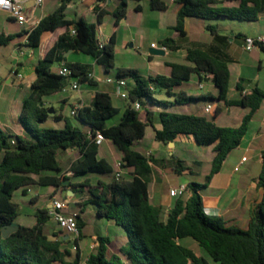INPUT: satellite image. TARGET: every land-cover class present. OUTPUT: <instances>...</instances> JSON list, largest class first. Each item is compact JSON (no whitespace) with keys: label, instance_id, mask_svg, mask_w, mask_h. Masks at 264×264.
I'll return each instance as SVG.
<instances>
[{"label":"trees","instance_id":"obj_1","mask_svg":"<svg viewBox=\"0 0 264 264\" xmlns=\"http://www.w3.org/2000/svg\"><path fill=\"white\" fill-rule=\"evenodd\" d=\"M60 7L43 17L32 31L23 30L19 35H27V46L37 49L42 36L57 33L59 36L36 65V81L32 84V94L24 101L20 124L23 135L7 132L0 123V264H80L82 255L79 241L84 237L87 222L77 215L79 238L75 240L76 253L73 260H67L69 251H63L65 237H52L47 230L51 219L47 209L38 210L36 224L26 227L17 224L19 205L14 201V193L19 189L28 192L32 186H56L72 188L75 192H86L88 199L81 202L83 208L96 207L97 216L122 226L127 234V249L119 253L111 250L112 239L99 237V244L88 257V264H209L207 257L183 246L180 241L191 238L218 264H264V198L253 211L246 229L229 225L222 217L209 216L204 211L202 189L206 188L217 174L229 154L239 147L247 134L255 113L264 104V89L254 87L250 93L239 99H229L231 72L227 62L201 49H188L186 63L167 62L169 75L144 76L138 69L118 68L117 79L132 80L128 89L129 103L116 124L108 122L119 116L121 110L113 104L108 92H96L89 106H82L76 115L89 126L85 132L62 114L54 111L56 121H64L62 129L44 128L50 117L45 107L44 97L63 92L72 79L81 84H97L89 75L93 66L82 63H67L72 75L64 77L52 70L55 63L64 61L67 51H75L93 57L107 73L116 67V37L113 35L103 49L99 47L98 29L108 11L96 6L98 24L85 18L69 20L65 11L72 0H60ZM100 3L107 0H98ZM119 5L113 13L115 24L127 17L128 6L133 3L137 12L142 11L143 0H117ZM239 1L237 8L220 6L219 0H175L180 6L176 25L173 29L181 37L186 36L185 22L188 18L212 20H238L256 22L264 13L263 0ZM152 10L166 11L163 0H151ZM207 30L216 33L215 25L209 23ZM72 29L75 33H72ZM15 34L0 33V49L7 47ZM161 45L170 51H178L182 44L166 38ZM264 52V46L260 47ZM193 76L200 81L208 80L218 89L216 97L196 96L182 87ZM238 90H242L238 86ZM157 94H165L172 100H160ZM139 102L140 110L133 104ZM194 102H223L228 107L249 109L238 127H223L213 119L195 113H181L169 110L156 111L154 106L164 105L175 108ZM217 109L214 117L219 115ZM159 125V127H158ZM147 127L155 133V140L165 145L174 143L179 136L191 137L203 147H213L215 156L212 167L203 184L192 182L186 187L190 192L176 197L171 210L166 214L163 206L155 205L150 198V182L154 161L141 153L135 146L145 138ZM97 133L115 144L120 151L122 169L129 176L112 181L93 180L91 174L116 176L115 165L100 156V146L95 143ZM77 150L80 158L69 169L70 177L63 173L58 152ZM173 171L177 175H194V169L185 161L172 155ZM86 177L81 183L72 180ZM69 181V186H63ZM258 187L264 190V152L262 170L258 177ZM27 188V189H26ZM17 224L19 229L5 238L3 229ZM65 236L67 233L60 229Z\"/></svg>","mask_w":264,"mask_h":264},{"label":"crops","instance_id":"obj_2","mask_svg":"<svg viewBox=\"0 0 264 264\" xmlns=\"http://www.w3.org/2000/svg\"><path fill=\"white\" fill-rule=\"evenodd\" d=\"M25 1H27L26 6L28 9L27 10L28 15L31 18H33V20L36 23H39L40 20L46 15L54 13L61 5L60 0H44L43 4L39 7H36L31 0H25ZM219 1L221 2L220 6H224L228 8H237L239 6V1H235V0H219ZM171 2L175 3V0H171ZM166 4L168 8L166 11H164L165 13H167L171 9V7H173V5L171 4L168 3ZM83 5H86L87 9H82L81 6ZM97 5H99L100 8L108 11L109 14L107 15H111V32L110 29H108V27L105 28V25L101 23L98 29V34L99 32H101L103 39L106 42H109L110 38L113 35H115L116 37L115 50H116L121 40H123L122 32L124 31V29L132 28L128 24L129 15L125 19L121 20L118 24H115L116 20L113 16V13L116 11L119 5L117 0H107L106 2L103 3H100L98 0H80V4L77 3V0H72L71 3L67 6L65 14L67 19L69 20L85 18L89 22L95 23L89 20L88 15L90 13H94L97 16L95 10ZM141 5L143 11V2L141 3ZM132 8L135 11L134 5L132 6ZM179 9H180L179 5H177V7H175L174 9V14L176 15V21H177V13ZM69 11L73 13L74 18H69L68 16ZM7 18L8 21H14L10 19L9 16H7ZM196 19L197 18H188L186 20L185 37H181L179 33L173 29L176 23L165 24L158 19H155L151 22L150 27L151 29L153 27L156 28V31L158 32V36H157L158 38L154 41H151L149 52H145V51L143 52L144 53L143 55L147 57L146 64L145 61L143 62L144 66L149 71L147 76L169 75L171 70L167 66V62L186 63L188 49L193 48V49H201L211 54L212 56L219 58L220 60H223L228 63L231 72L230 89L228 95L229 99L232 100L239 99L242 91H243L242 93L244 92L250 93L254 87H259L261 89H264V60L262 59L264 58V52H262L260 49H255L251 52H247L244 50V41L246 37L264 35V13L259 15V18L256 22L231 20L233 22V26L231 28L232 31L231 36H228V34H226L227 30L224 28V25L227 23L225 21L226 19H224V21L223 19L212 20V21L204 20L202 23H197L198 21H196ZM209 23L216 26L217 28L216 33H211L207 30L206 27ZM223 23L224 25H222ZM193 26H196L195 29L198 30L197 33L192 32ZM23 30H26V28H21V32ZM5 31L6 30H3L0 33H4L6 35L12 34ZM58 32L60 33L62 31H58ZM58 32L54 34L51 32L45 33L42 36L41 45L37 49L28 47L27 35H23L24 41L20 44V46L16 47L15 49L20 50L21 55H27L28 58L31 59L33 63H35V68H36V65L38 64L39 60L44 57L45 52L50 47H52V45L57 40L59 36ZM166 38H173L179 41L182 44L183 48L178 51H170L166 49L164 55L152 54L151 51L155 49L151 47V44L159 43L161 45V41ZM125 41H126V47H128L129 44L131 43L132 48H138L139 51L142 50V48L138 47L137 45L135 33H132L130 36H126ZM21 46L26 47L28 50L25 52L23 50V47ZM78 54H80V52H75L71 50L68 54L64 55V61L61 62L60 66L62 64H67V63L90 64L93 66V72L91 73L93 80L96 81L97 83L99 81L102 82L103 81L102 78H100L96 74L95 66L98 65L96 63V60L93 57H91L92 61L88 59L87 61L83 62V60L77 57ZM22 65H23L22 62H17L15 66H17V68L20 69ZM125 68L138 69L137 66H127ZM58 70L56 72H58ZM103 70L105 69L103 68ZM111 77L116 78L114 75H111ZM73 80H77V79H73ZM73 80H71L70 82H72ZM1 81L2 80H0V84ZM12 82H13L12 79H8V78L5 79V83L11 84ZM85 84L89 85L90 87L92 86L93 88L95 85H97V84H91L90 82H87ZM129 85L130 84L128 82V86ZM200 85H202V88L200 87ZM238 86L242 89L241 91L238 90ZM130 88L131 87H129V89ZM182 88L189 94L196 96L211 95L216 97L218 94V89L214 86V84L210 81V79L200 81L197 76H193L189 82L183 85ZM99 91L110 93V95L112 96L113 104L121 110L120 113L121 116L124 110L126 109V107L128 106L129 101L122 99L116 94L114 84H107L106 88H104L103 90H98L96 88L88 90L87 96H81L80 99L78 100V103L81 102L80 103L81 106H89L96 92ZM89 92H93L91 94L90 100H89V95H90ZM61 100L67 102L69 99L68 97H62ZM1 102H2V96L0 97V103ZM209 105H213V110L211 112H207V107ZM191 109L193 111L191 113H195V114L200 113L199 115H204L207 116L208 118L209 115H212L213 116L212 119L217 125H219L218 124L219 121L226 123L227 121L231 120V122L235 123L234 126L219 125L223 127H238L241 124L243 117L249 112V109H245L241 107H228L223 102L221 103L212 102L207 104L205 103V106L202 109H200V111H195L194 108ZM217 109L220 111V113L217 117H214ZM1 115L3 114L0 111V120H1ZM60 128L62 129V126H60ZM179 138L194 141V139L191 137L179 136L174 143H170L167 145V147L171 149V150L169 149V151H171L172 153L171 156L173 154L176 155L175 154L176 142ZM142 143L143 140L137 143L136 145L138 146ZM162 145L164 144L157 141L154 147L155 159H152L154 161V163H152L153 174L151 176L149 191H150V198L152 203H154L155 205L163 206L165 207L166 211H168V209L172 208V205L176 197H171L170 192H166L164 188L161 187L160 181H162L165 178L166 173L168 171L170 170L173 171L172 169L173 163L167 157L168 150L161 149ZM210 147L211 150L213 151V147L212 146ZM69 151L78 153V156L75 159V161L80 158V154L77 150H69ZM138 151L145 154L144 151L142 150H138ZM150 151L152 152V149ZM263 152H264V104L253 116L249 124V129L247 131V134L242 139L239 147L233 150L229 154L221 170L214 175L210 184L206 187L205 190L206 192L205 193L202 192L204 211L207 215L213 217H222L229 225L236 226L241 229H246L248 227L253 211L257 208V206L262 202L264 198V190L263 188L258 187V182H257L258 177L262 170ZM100 156L102 158H105L101 152V146H100ZM177 157L188 163L185 158H181L179 156ZM188 176H193V175H188ZM98 180H104V179L99 177L97 181ZM82 181L83 180H80L78 183H81ZM183 186H187V185H183ZM28 192H30V190H28ZM53 194L54 192L50 193L47 196V197H51L49 198L50 200L48 202V207H47L48 211H50L52 207L51 205L52 199L53 198L58 199V197L57 196L55 197V195ZM189 196H190V192L187 191L184 194V197L188 198ZM39 198H41V194L40 195L36 194V196L33 198V201H38ZM87 199L88 197L85 200ZM74 214L78 215V212ZM52 223H56V222L51 218L47 222V226H49ZM109 223L112 224L114 222H109ZM58 228L61 229L59 226ZM106 237H110V236H106ZM94 238H97V234L88 237L84 232V237L80 240V244H79V250L81 252L82 258H88L90 254L94 251L95 248H93L94 244L92 243V240ZM65 240H70L68 235L65 236ZM112 242H113L111 247L112 252L118 253L120 248L115 247L113 239ZM180 243L182 244V240L180 241ZM186 247L194 250L191 246H186ZM124 262L125 264H129L126 260H124Z\"/></svg>","mask_w":264,"mask_h":264},{"label":"rangeland","instance_id":"obj_3","mask_svg":"<svg viewBox=\"0 0 264 264\" xmlns=\"http://www.w3.org/2000/svg\"><path fill=\"white\" fill-rule=\"evenodd\" d=\"M168 4L173 5L171 9L165 13L164 11L160 10H152L150 7V0H143V11L137 12L134 11L132 6L133 3H130L127 16H128V24L132 28H125L122 32V38L119 46L116 49V67L107 73L103 70V67L100 65H96V74L100 78H102V82L99 81L94 88L87 84H82L81 90L73 91L68 89L67 92H61L55 95L44 97L45 107L49 108V119L44 123L41 124L44 128H55L61 129L64 127V121H56L52 116H54V111L57 114H62L65 118H68L73 125L79 127L81 130L88 132L89 126L83 123L80 118L77 116L72 115V110L74 109L77 104L80 105L81 102L78 103V100L81 96H87V91L91 89H98L103 90L106 88V83L104 82L106 78L111 77V75H116L118 68H125L127 66H137L140 73L144 76H147L148 70L144 66L147 62V57H145L143 52H149L150 50V43L151 41L156 40L158 37V32L156 28L153 27L151 29L150 24L153 20L158 19L165 24H174L176 23V15L174 14V9L177 7V3H172L171 0H163ZM77 3L80 4V0H77ZM82 9H87L86 5L81 6ZM8 13L0 12V32L6 30L9 33L17 35L15 39L7 46L0 49V97L2 96V102L0 103V111L3 115H1V126L10 134L13 135H23V128L20 124V118L22 114V107L25 100H27L32 94V84L36 81L37 75L35 71V63L32 62L31 59L28 58L27 55H21L20 50H16L15 48L20 46V44L24 41V37L20 36L21 25L14 21H8L7 18ZM69 18H74V15L71 11L68 13ZM89 20L98 24V16L94 13H90L88 15ZM197 23H202L204 20H199ZM224 21V20H223ZM227 23L224 25V28L227 30L226 34L228 36L232 35L231 28L233 26V22L231 20H225ZM102 23L105 25V28L108 27L111 32V15H106ZM196 26H193V33H197L198 30L195 29ZM5 31V32H6ZM132 33L136 34V40L138 47H141L142 50L139 51L138 48H132L131 43L128 47H126L125 37L130 36ZM23 47V46H21ZM23 50L26 52L28 49L23 47ZM70 51H67L64 55L68 54ZM75 56V55H74ZM76 57V56H75ZM83 62L87 61L88 59L92 61V58L86 56L83 53L78 54L77 56ZM264 60V58H262ZM17 62H22V67L18 69L19 73L22 75V79H19L17 74L13 72L15 65ZM61 63H55L53 65L52 70L56 72L59 68ZM12 79L13 82L11 84L5 83V79ZM129 87H133L134 82L132 80H128ZM89 100L91 99V94L93 92H89ZM62 97H68V101L64 102ZM157 98L160 100H172L165 94H157ZM205 106L204 102H194L189 105L170 108L164 105H156L154 106L156 111L160 110H169L174 112H181V113H191L193 112L191 108H194L195 111H200ZM200 114V113H198ZM209 118L212 119L213 116L209 115ZM120 120V115L114 117L108 122V125L116 124ZM230 122V123H229ZM219 125H230L234 126L235 123L231 122V120L223 123L222 121L218 122ZM157 141L155 140L154 131L151 127H147L145 138L143 139V143L140 145H136L135 149L144 151L145 155L150 159H155V145ZM161 149L168 150L167 157L172 162L171 151H169V147L167 145H162ZM152 149V152L150 151ZM204 149V150H203ZM171 150V149H170ZM149 151V152H148ZM101 152L105 158L111 161L115 165V170H118V162L121 161L120 151L118 150L117 146L113 144L111 141H106L101 146ZM150 155L148 156V153ZM176 156L181 158H185L187 160V164L191 166L195 170V175L188 176V175H177L173 171H168L166 173L165 178L160 181L161 187L164 188L166 192H170L172 188L179 189L183 185H188L192 182H197L203 184L205 182V176L208 174L211 165H212V158L214 156L211 147H203L197 145L193 140H185L179 138L176 142V149H175ZM77 152H67V151H59L58 158L60 165L63 168V173L70 177L69 169L71 164L77 158ZM199 161V162H197ZM168 166V165H167ZM129 176L128 170H123V177L127 178ZM90 177L93 182H97L99 177L103 178L105 181H112L115 176L114 175H97L91 174ZM86 177H80L73 179V183H78L80 180H85ZM117 179V178H116ZM63 186H69V181H65ZM27 189V188H26ZM24 189H19L14 193V201L19 205V217L17 218V224L23 225L26 227H32L36 224V213L38 210L47 209L49 198L47 197L50 193H53L55 197L57 196L60 201L66 203V207L64 213L74 214L76 212L80 213L82 210L83 217L87 222V226L85 228L86 236L90 237L97 234V238L92 240L93 244H99V237L100 236H110L115 244L116 248H123L124 250L127 249V234L125 229L117 224H110L105 219L100 218L96 214V207L93 205H88L87 207L83 208L81 204L84 201L88 194L86 192H75L72 188H60L56 186H32L28 188L30 192L24 193ZM206 188L202 189V192L205 193ZM36 194H41V198L38 201H33V198ZM168 212L166 211V214ZM47 230L49 235L52 237V234L55 232L59 234V239L65 237L64 233L58 228L56 223H52L47 226ZM65 239V238H64ZM62 244L63 251H69L67 255V260H73L76 253V246L75 240H65ZM80 244V241H79ZM183 246H191L195 252L200 255L207 257L209 260V264H218L214 262L210 256L198 245L191 238H186L182 240ZM119 253V252H118ZM60 264V263H56Z\"/></svg>","mask_w":264,"mask_h":264},{"label":"built area","instance_id":"obj_4","mask_svg":"<svg viewBox=\"0 0 264 264\" xmlns=\"http://www.w3.org/2000/svg\"><path fill=\"white\" fill-rule=\"evenodd\" d=\"M31 1L34 3L36 7L41 6L44 2V0H31ZM26 2L27 1L25 0H0V12L8 13L10 19L17 22L23 28H26L27 31H32V29H34L38 23H36L33 20V18H31L28 15ZM72 33H75L74 29H72ZM98 40H99V47L103 49L107 44V42L103 39L101 32H99L98 34ZM262 46H264V35L245 38L244 50L247 52H251L255 49H260V47ZM151 47L153 49H162L166 51V48L160 45L159 43H152ZM13 72L17 74L19 79H22V75L19 73L17 66H15V68L13 69ZM58 73L59 75L64 77H69L72 75V71L66 66V64H62L59 67ZM89 79H93L92 74L89 75ZM105 82L107 84H114L116 94L124 100H129V92H128L129 86L127 80L108 77ZM81 86L82 84L78 80H73L72 82H70V84L67 87L64 88L63 92H67L68 89L80 92ZM200 87L202 88V85H200ZM243 94L245 95L247 94V92H244ZM81 107H82L81 105L75 106L74 109L72 110V115L76 116ZM133 107L136 110H140L141 108L139 102L134 103ZM212 110H213V105H209L207 107V112H211ZM94 140L98 146H102L103 143L107 141L103 136V134L101 133H97ZM149 155L150 153H148V156ZM117 166H118V170L116 172V178L120 179L123 176L122 161H119ZM185 193H186L185 186H182L179 189L170 190L171 197H178ZM51 205L52 207L49 211L51 218L57 223V225L62 230H64L67 233L69 239L72 240L78 239L80 233L76 219L77 215L76 214L68 215L64 213L66 203L60 201L57 198L52 199ZM170 210L171 209H168L167 212H169ZM97 246L98 243L94 244L93 248H96ZM80 264H88V258H82Z\"/></svg>","mask_w":264,"mask_h":264},{"label":"water","instance_id":"obj_5","mask_svg":"<svg viewBox=\"0 0 264 264\" xmlns=\"http://www.w3.org/2000/svg\"><path fill=\"white\" fill-rule=\"evenodd\" d=\"M151 52L154 55H164L165 54V51L162 49H155V50H152ZM18 229L19 227L17 224H14L11 227L4 228L3 229L4 237L5 238L9 237L12 233L16 232Z\"/></svg>","mask_w":264,"mask_h":264}]
</instances>
